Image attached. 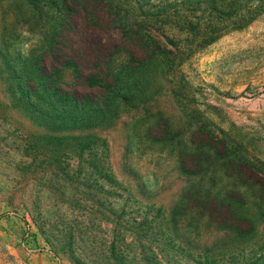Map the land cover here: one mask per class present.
<instances>
[{
	"label": "rangeland",
	"instance_id": "obj_1",
	"mask_svg": "<svg viewBox=\"0 0 264 264\" xmlns=\"http://www.w3.org/2000/svg\"><path fill=\"white\" fill-rule=\"evenodd\" d=\"M115 1L178 46L142 63L80 0H0V264H264V15L233 23L258 0Z\"/></svg>",
	"mask_w": 264,
	"mask_h": 264
},
{
	"label": "trees",
	"instance_id": "obj_2",
	"mask_svg": "<svg viewBox=\"0 0 264 264\" xmlns=\"http://www.w3.org/2000/svg\"><path fill=\"white\" fill-rule=\"evenodd\" d=\"M82 1V9H83V16H80V19L82 21L81 23H76L75 25L77 27H84V29H87L88 25H96L99 27H109L113 26L119 30H126L128 32L132 33L131 39L133 40L134 46L138 47L134 51L130 52V58L138 56L142 51V54L139 55V57H143L145 55L146 60H141L143 62H148V60H152L155 58V56L160 55L158 52H162L161 50V44L162 41L160 39V36H162L163 40L171 45H173L175 48L178 46V40L177 42L174 41V39L170 38L168 35H166L165 32H162L160 21L158 20V17H155L153 15H150L148 13V16H144L142 18L134 17L131 18L128 16L127 13L123 14L121 12V4H118L115 0H80ZM243 13V12H242ZM264 15V0H258V4L256 5L255 9H249L246 10L245 13L240 14L239 16H236L235 22H233L237 29H242L257 20L260 16ZM70 22V21H69ZM212 26H215L213 28H209L204 31V35L201 37H197V34L193 33V36L195 37V40L200 39L202 41L199 46H195L196 44L194 41H190V45H188L186 48L189 51L187 56H179L175 55V59H179L182 57L181 61L188 59L189 57L193 56L196 52L200 51L203 47H206L210 45L211 43L215 42L217 39L221 37L228 28H223V26H219V22H211ZM219 26V27H218ZM199 35V34H198ZM190 39L188 38V41ZM98 41V42H97ZM163 41V42H164ZM96 42V43H94ZM93 43L90 44L91 50L100 51L101 53L105 52L107 47L104 43V39L100 38L98 40H95ZM177 43V44H176ZM133 45V44H132ZM194 45V46H193ZM105 48V49H104ZM139 49V50H138ZM185 49V48H184ZM182 52V51H181ZM107 54V52H106ZM144 54V55H143ZM108 59L106 60V63L104 64V71L108 70L109 78L110 80H113L116 78L115 75V69H112L109 66L110 58H112V54L107 55ZM107 56H105L107 58ZM184 57V58H183ZM105 58V59H106ZM108 63V64H107ZM65 67H73V65L67 64ZM91 82H94L95 87L99 89L106 88L103 80L101 77H92ZM106 83V82H105ZM106 96L102 99V101L99 99L97 103H104V100ZM100 107V104L98 105ZM76 111V110H75ZM35 113L39 115L42 118V121L47 122L49 118H51L50 114L45 111H37L35 109ZM88 115L91 116H86ZM75 116L70 119H64V118H56L55 124L61 125L67 128V130L71 128H76L77 130H84L87 131L89 128V125L93 122V116H98L97 111H91L86 112L85 114H82L81 116H78L77 114H74ZM91 128V127H90Z\"/></svg>",
	"mask_w": 264,
	"mask_h": 264
}]
</instances>
